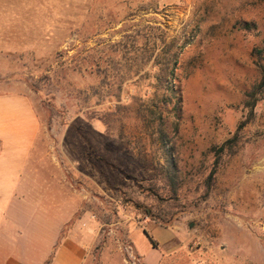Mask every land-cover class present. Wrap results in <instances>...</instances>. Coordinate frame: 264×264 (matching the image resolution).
I'll return each instance as SVG.
<instances>
[{
  "label": "rangeland",
  "instance_id": "1",
  "mask_svg": "<svg viewBox=\"0 0 264 264\" xmlns=\"http://www.w3.org/2000/svg\"><path fill=\"white\" fill-rule=\"evenodd\" d=\"M258 63L264 0H0V95L28 98L56 163L19 244L34 220L42 251L79 207L82 264H264Z\"/></svg>",
  "mask_w": 264,
  "mask_h": 264
},
{
  "label": "crops",
  "instance_id": "2",
  "mask_svg": "<svg viewBox=\"0 0 264 264\" xmlns=\"http://www.w3.org/2000/svg\"><path fill=\"white\" fill-rule=\"evenodd\" d=\"M38 137V122L28 98L18 93L1 94L0 264H82L87 252L84 241L87 235L72 226L79 207L75 213L70 212L69 218L50 236L42 251L41 245L33 241L36 236L41 237L39 223L34 220L29 246L19 244L18 218L24 215L25 203L29 207L32 205L29 212L34 214L35 201H39L41 190L52 181L49 173L42 175L41 162L45 160L49 164H56L45 154L35 156ZM44 164L42 167H46ZM52 192L55 194V191ZM45 196H51V191L46 192Z\"/></svg>",
  "mask_w": 264,
  "mask_h": 264
},
{
  "label": "trees",
  "instance_id": "3",
  "mask_svg": "<svg viewBox=\"0 0 264 264\" xmlns=\"http://www.w3.org/2000/svg\"><path fill=\"white\" fill-rule=\"evenodd\" d=\"M240 28L244 29V30H250L251 29L250 25H247V24H242L240 26ZM254 53H255V56H257V58L259 59V61L262 60V56H261L262 49L261 50L256 49L254 51ZM172 64H173V66L176 65L175 58L172 59ZM256 65H257V68L260 72L261 79L258 82V84L255 85L254 88L247 94L248 100H246L244 102V106L246 109H248L249 115H251L253 109L255 108V106L259 100L258 97H256V95L258 93H261L264 90V63H258ZM166 80H168V78ZM161 136L163 137V135H161ZM232 142H233V140L232 141L229 140L226 143L222 144L221 146L212 149V152H213L214 158H215L214 167L217 166V164H218L219 160L221 159V156L223 155L225 149L228 147L227 145L228 144L231 145ZM163 150L170 154V155H168V158L165 159V160H167L165 173L170 174V176L171 175L173 176L174 173H176V167H175L174 162L172 161L170 149L167 146H165V147H163ZM215 173H216V171L214 168L210 171L209 175L207 176L206 185H205L206 190H208L210 188V184L213 180ZM172 176H171V178L173 179ZM135 207L139 208L141 210L143 209V212L145 213L146 216H151V212L149 210H147L146 208H142L141 206H138V205Z\"/></svg>",
  "mask_w": 264,
  "mask_h": 264
}]
</instances>
